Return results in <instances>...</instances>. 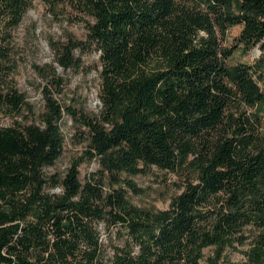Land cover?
<instances>
[{"label": "trees", "instance_id": "1", "mask_svg": "<svg viewBox=\"0 0 264 264\" xmlns=\"http://www.w3.org/2000/svg\"><path fill=\"white\" fill-rule=\"evenodd\" d=\"M44 1L92 18L86 39L52 42L64 70L81 66L77 50L100 55V112L72 111L88 128L90 159L114 178L155 166L191 179L158 211L122 188L105 192L96 174L83 183L82 158L63 176L47 172L64 150L62 106L47 95L40 124L0 126V264H201L211 246L206 264H221L246 226L262 230L249 259L227 264H264V0ZM31 3L0 0V110L16 115L28 102L8 83L5 29ZM236 25L238 43L261 51L254 64L228 62L238 45L223 40ZM104 220L120 239L109 254Z\"/></svg>", "mask_w": 264, "mask_h": 264}, {"label": "rangeland", "instance_id": "2", "mask_svg": "<svg viewBox=\"0 0 264 264\" xmlns=\"http://www.w3.org/2000/svg\"><path fill=\"white\" fill-rule=\"evenodd\" d=\"M91 20V17L70 2L49 4L44 0H32L21 22L16 27L5 29L10 46V58L7 63L8 67L14 69L8 83L25 95L28 104L24 105L18 115L1 109L0 126H9L16 121L22 124H40L46 97L51 95L63 110L59 123L64 135V150L56 164L47 167L46 171L57 172L63 176L75 161L82 158L80 178L83 183L96 174L104 182L105 192L122 188L134 205L158 211L165 210L169 208L172 199L184 191L186 182L191 179L188 169L163 170L153 166L143 173H122L118 175L119 178H114V175L108 172L104 174L99 159H90L87 153L90 150L88 128L80 124L72 111L89 115L100 112V55L95 50H77L76 55L82 59L81 66L64 70L55 62L52 42L58 43L67 33H72L79 39H86L87 23ZM241 29V25L231 27L223 40L224 46L238 45L228 62L254 64L260 58L261 51L258 47L246 49L238 43L237 37ZM59 78L61 82L55 83ZM127 180L134 182L137 188L134 189ZM53 190L59 192L61 188ZM98 227L103 248L106 254H109L113 244L120 242L117 237L118 228L107 220L101 221ZM261 232V229L254 226L244 227L236 235L233 244L224 248L220 263L247 262L255 239ZM204 253L201 264H206L207 259L215 255L214 247H207Z\"/></svg>", "mask_w": 264, "mask_h": 264}]
</instances>
